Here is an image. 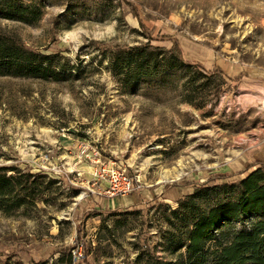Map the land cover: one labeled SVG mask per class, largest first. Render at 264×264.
Instances as JSON below:
<instances>
[{
    "label": "rangeland",
    "instance_id": "374dc122",
    "mask_svg": "<svg viewBox=\"0 0 264 264\" xmlns=\"http://www.w3.org/2000/svg\"><path fill=\"white\" fill-rule=\"evenodd\" d=\"M0 39L69 70H0V166L25 175L31 195L0 210L1 264H174L192 226L173 215L178 201L264 163V0H0ZM147 43L178 46L197 67L123 87L109 56ZM199 67L223 75L193 88ZM102 165L142 190L105 195Z\"/></svg>",
    "mask_w": 264,
    "mask_h": 264
},
{
    "label": "trees",
    "instance_id": "16d2710c",
    "mask_svg": "<svg viewBox=\"0 0 264 264\" xmlns=\"http://www.w3.org/2000/svg\"><path fill=\"white\" fill-rule=\"evenodd\" d=\"M8 9L23 20L29 13L24 7L8 5L5 10ZM28 56L23 48L0 39V70L27 69L31 75L42 79H47L48 73L60 78L69 71L67 63L56 65L55 55L32 54L33 60ZM21 61H25L26 66L16 64ZM109 61L112 73L126 88L144 79L189 72L197 67L184 61L178 46L168 50L151 43L112 52ZM199 68L201 73L190 79L193 88L200 78H214L217 73L223 75L218 68L214 71ZM186 102L194 104L192 99ZM254 166L256 169L242 180L211 179L178 201L179 208L173 215L180 223L190 218L192 226L186 253L180 254L174 264H264V163ZM17 170L0 166V210L8 214L27 205L31 197L26 176ZM215 197L225 198V201L208 207L207 203ZM204 208L206 211L202 212ZM249 219L255 220L249 228H231Z\"/></svg>",
    "mask_w": 264,
    "mask_h": 264
},
{
    "label": "built area",
    "instance_id": "2783aa9c",
    "mask_svg": "<svg viewBox=\"0 0 264 264\" xmlns=\"http://www.w3.org/2000/svg\"><path fill=\"white\" fill-rule=\"evenodd\" d=\"M96 176L107 184L105 195L126 198L142 190L141 180L130 177L121 167L102 165Z\"/></svg>",
    "mask_w": 264,
    "mask_h": 264
},
{
    "label": "crops",
    "instance_id": "0c3cea01",
    "mask_svg": "<svg viewBox=\"0 0 264 264\" xmlns=\"http://www.w3.org/2000/svg\"><path fill=\"white\" fill-rule=\"evenodd\" d=\"M160 194H162V192ZM130 201H131V205L139 203V201L136 198L135 199H132Z\"/></svg>",
    "mask_w": 264,
    "mask_h": 264
},
{
    "label": "bare ground",
    "instance_id": "6f19581e",
    "mask_svg": "<svg viewBox=\"0 0 264 264\" xmlns=\"http://www.w3.org/2000/svg\"><path fill=\"white\" fill-rule=\"evenodd\" d=\"M177 178V177H176Z\"/></svg>",
    "mask_w": 264,
    "mask_h": 264
}]
</instances>
